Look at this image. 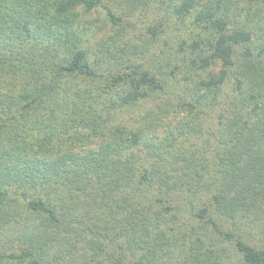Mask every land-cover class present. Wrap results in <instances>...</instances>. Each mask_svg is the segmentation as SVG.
I'll list each match as a JSON object with an SVG mask.
<instances>
[{"label":"trees","instance_id":"trees-1","mask_svg":"<svg viewBox=\"0 0 264 264\" xmlns=\"http://www.w3.org/2000/svg\"><path fill=\"white\" fill-rule=\"evenodd\" d=\"M0 264H264V0H0Z\"/></svg>","mask_w":264,"mask_h":264}]
</instances>
